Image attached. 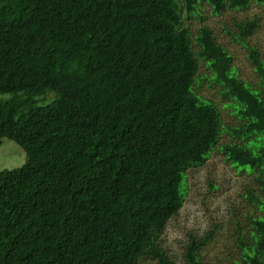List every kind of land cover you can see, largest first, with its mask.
Wrapping results in <instances>:
<instances>
[{"label":"trees","instance_id":"obj_1","mask_svg":"<svg viewBox=\"0 0 264 264\" xmlns=\"http://www.w3.org/2000/svg\"><path fill=\"white\" fill-rule=\"evenodd\" d=\"M252 3L0 0V146L25 154L0 171V264H206L219 237L226 264H264V62L246 41L259 25L233 36L252 83L202 24L205 6ZM212 152L239 180L178 263L163 234ZM221 189L207 179L202 203Z\"/></svg>","mask_w":264,"mask_h":264},{"label":"rangeland","instance_id":"obj_2","mask_svg":"<svg viewBox=\"0 0 264 264\" xmlns=\"http://www.w3.org/2000/svg\"><path fill=\"white\" fill-rule=\"evenodd\" d=\"M202 15L205 18L202 24L212 30L217 43L224 47L228 54L232 56L233 68L238 71L239 77L255 83L256 77L253 73L252 64L247 59L248 50L240 42L234 40L233 36L239 32L236 25L243 21L257 20L259 28L251 36L247 37L246 41L248 46L256 47L260 59L264 62V5L252 3L246 10L226 11L219 16L212 15L210 8L205 6ZM197 26H199L198 22L192 23V28ZM213 92V89H208L207 87L201 90L202 95L209 97L218 106L222 107L223 103L220 100V95L212 94ZM220 115L224 125L236 123V119L231 116L229 110L220 108ZM228 139L225 136L223 141L226 142ZM24 159L25 154L18 145L7 139L3 140L0 146V171L20 167L24 163ZM189 177L191 179V190L179 214L167 225L162 238L163 246L170 250V253L178 263H181L183 245L188 240L187 233H201L207 230L210 219L215 217L216 208L220 207L217 211L222 215V209H226L228 205H223L221 197L227 195L228 191L235 187L236 181L239 180V177L234 176L233 171L224 162V157L216 152H212L211 157L199 170L190 171ZM207 179L214 180L215 183H221L222 189L216 197L214 195L206 197V199H209L204 204V202L202 203V197L206 189ZM230 194L233 196L232 192ZM218 218L221 220V216H218ZM225 244L226 242H222L219 237L205 248L203 259L206 264H226L224 259ZM147 264L156 263L147 262Z\"/></svg>","mask_w":264,"mask_h":264}]
</instances>
